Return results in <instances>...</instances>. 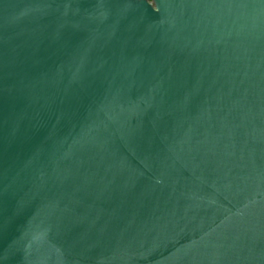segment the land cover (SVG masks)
I'll return each mask as SVG.
<instances>
[{
    "label": "water",
    "instance_id": "95a60500",
    "mask_svg": "<svg viewBox=\"0 0 264 264\" xmlns=\"http://www.w3.org/2000/svg\"><path fill=\"white\" fill-rule=\"evenodd\" d=\"M0 264H264V0H0Z\"/></svg>",
    "mask_w": 264,
    "mask_h": 264
}]
</instances>
